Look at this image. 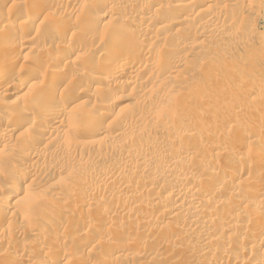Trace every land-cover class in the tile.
<instances>
[{"label": "rangeland", "instance_id": "rangeland-1", "mask_svg": "<svg viewBox=\"0 0 264 264\" xmlns=\"http://www.w3.org/2000/svg\"><path fill=\"white\" fill-rule=\"evenodd\" d=\"M0 42V264H264V0H0Z\"/></svg>", "mask_w": 264, "mask_h": 264}, {"label": "bare ground", "instance_id": "bare-ground-1", "mask_svg": "<svg viewBox=\"0 0 264 264\" xmlns=\"http://www.w3.org/2000/svg\"><path fill=\"white\" fill-rule=\"evenodd\" d=\"M181 3V2H180ZM184 4H176V6H178V7H181V6H183ZM187 5V4H186ZM185 5V6H186ZM43 6V5H42ZM175 6V5H174ZM114 7V6H113ZM112 6H111V8H113ZM36 8H37V11L38 10H40L41 9V5H39V4H37L36 5ZM116 8V7H115ZM186 8V7H185ZM177 9V8H176ZM113 10V9H112ZM116 10V9H115ZM114 11V10H113ZM174 15V14H173ZM33 16V15H32ZM170 17H172V16H170ZM28 19V18H27ZM204 26V25H203ZM163 28V27H162ZM161 27H160V30L162 29ZM158 29V28H157ZM147 30L148 29H144L143 27H141V26H137L136 28L134 27V28H130V29H127V28H120L118 31H117V33H116V40H117V42L115 41V43H118V44H116V45H118V47L121 45V50H120V52L122 51H125V53H126V51L128 50V45H126V44H124V42H125V40H127L128 39V41L130 40L129 38H130V36L132 37L131 39H133V37L135 38V36H137L138 34H140V33H147ZM6 32V31H5ZM3 33L4 34V36L3 37H5V35H7L8 33L6 32V33ZM9 35V34H8ZM19 38V37H18ZM21 38H23V36L21 37ZM137 38V37H136ZM150 38V37H149ZM17 39V38H16ZM24 39V38H23ZM19 40V39H18ZM120 43H119V42ZM131 41V40H130ZM137 41V40H136ZM133 41L131 44L133 45V46H140V43L141 42H139V41ZM141 41V40H140ZM153 42V41H152ZM1 43V42H0ZM130 44V45H131ZM151 44V43H150ZM3 45H5V43L3 44ZM52 46V45H51ZM54 46V45H53ZM135 46V47H136ZM3 47V46H2ZM27 47V46H26ZM48 47V46H47ZM118 47H116L115 46V49L117 50V48ZM149 47H151V46H149ZM138 48V47H137ZM139 48H141V46L139 47ZM114 49V52H112V54L110 53V55H108V57H107V64L109 65H113V64H118V69H117V71L116 72H113V71H105L104 72V77H102V79L103 80H105V82L106 81H111L112 83H114L115 84V86H117L118 88H119V86H122V85H124V83H134V81H136V79H137V75L134 73V65H133V62H131V61H122V57L121 56H119L117 53H115L116 52V50ZM130 49H131V47H130ZM146 49V51L148 50V48H145ZM75 51V47H73V45H69V46H67V50L66 51H63V52H61V54H59V58L57 59V63H62V61L64 62V60L65 59H67L68 58V56L69 55H71L73 52ZM118 51V50H117ZM151 53V52H150ZM121 55V54H120ZM124 56V55H123ZM148 56V55H147ZM146 56V57H147ZM129 59V58H128ZM68 60V59H67ZM178 60V59H177ZM154 62V61H153ZM175 62V61H174ZM177 62V61H176ZM179 63H181V62H179ZM71 64V63H70ZM147 64V63H146ZM175 64V63H174ZM156 65V64H155ZM115 66V65H114ZM117 66V65H116ZM153 66V65H152ZM156 67V66H155ZM36 67L35 66H31V70L33 71L34 69H35ZM1 72V71H0ZM165 72V71H164ZM3 72H1V74H0V80L3 78V74H2ZM7 74V73H6ZM5 76V75H4ZM26 76V75H25ZM55 76H58V74H56ZM100 77V76H99ZM6 78V77H5ZM9 78V77H8ZM99 79V78H98ZM99 80H101V79H99ZM98 80V81H99ZM4 81V80H3ZM102 81V80H101ZM2 82V80L0 81V83ZM24 82V81H23ZM22 82V83H23ZM36 83V82H35ZM53 83H54V81H53ZM102 83V82H101ZM111 83V84H112ZM23 84H25V83H23ZM107 84V83H106ZM106 84H105V86H106ZM113 84V85H114ZM116 87V88H117ZM31 88H33V87H31ZM117 90V89H116ZM84 94H86V93H84ZM260 99H259V103H257V104H259V107L257 108V109H255L254 110V113L255 114H257V115H259V114H264V94L261 96V97H259ZM33 99V98H32ZM31 98H30V100H32ZM28 101V100H27ZM258 101V100H257ZM27 103V102H26ZM251 103V102H250ZM21 105V104H20ZM22 106V105H21ZM14 108V107H13ZM19 108V107H18ZM8 109V108H7ZM15 109H17L16 107H15ZM57 109V108H56ZM56 109H54V108H52L51 110H48V111H46L45 113H46V118H45V120L46 119H49V120H51L52 119V117H53V119L58 115V113L60 112H58ZM10 110H14V109H10ZM21 110V109H20ZM19 110V111H20ZM61 110H63V109H61ZM9 111V110H8ZM11 111V112H12ZM22 111V110H21ZM20 111V112H21ZM14 112V111H13ZM20 112H19V114H20ZM6 113V112H5ZM4 113V114H5ZM11 114V116H13L14 115V113H10ZM21 115V114H20ZM107 117L110 115L109 113H106L105 114ZM22 116V115H21ZM253 116H254V114H253ZM16 117H18V116H16ZM252 116L250 115V118H251ZM0 118L1 119H5L6 120V116L5 115H1L0 116ZM15 118V117H14ZM20 118V117H19ZM249 118V119H250ZM2 121V120H1ZM8 121V120H7ZM21 121H23V119L21 120ZM25 121V122H24ZM24 123L26 124L27 122H26V120H25V118H24ZM10 122V121H9ZM22 122V123H23ZM23 123V124H24ZM242 125V124H241ZM1 129V128H0ZM11 129H13V128H11ZM10 130V129H9ZM41 130V129H40ZM8 133H9V131H8ZM45 134H47V133H45ZM6 135V134H5ZM170 160V159H169ZM177 160V159H176ZM171 172H172V170H171ZM165 175V174H164ZM176 175V174H175ZM181 175V174H180ZM179 175V172H178V176H180ZM206 178H208V177H206ZM106 179V178H105ZM104 179V180H105ZM108 179V178H107ZM110 180V179H109ZM107 182H109V181H107ZM106 182V183H107ZM111 182V181H110ZM176 185V184H175ZM183 185V184H182ZM177 187H180V186H178L177 185ZM175 188V187H174ZM181 188V187H180ZM176 189V191L178 192V195L179 196H182V192H181V190L182 189ZM175 191V190H174ZM189 192V191H188ZM184 194V193H183ZM185 201V200H184ZM193 201V200H192ZM191 200L190 201H188L187 203H180V204H177V206H173V207H177V208H179L180 210H182V208H186V206H193L194 205V202H192ZM183 202V201H182ZM196 205V204H195ZM176 208V209H177ZM195 208H196V206H195ZM199 217V216H198ZM192 218H193V221L194 220H196V222L198 221L199 222V220L200 219H202V218H200V219H198V218H196V216H191V220H192ZM76 219V218H75ZM190 219V218H189ZM195 222V221H194ZM60 230V227H55V231H59ZM258 231V230H257ZM255 232V231H254ZM261 234V233H260ZM215 241V240H214ZM217 242V241H216ZM83 243V242H82ZM86 243V242H85ZM215 243V242H214ZM87 244V243H86ZM83 246H84V244H83ZM51 250V249H50ZM56 250V249H55ZM59 251V250H58ZM57 251V252H58ZM53 252H55V251H53ZM51 254V253H50ZM52 254H54V253H52ZM61 254V253H60ZM13 259H15V261H18L19 259H20V256L19 255H17V254H14L13 255Z\"/></svg>", "mask_w": 264, "mask_h": 264}]
</instances>
